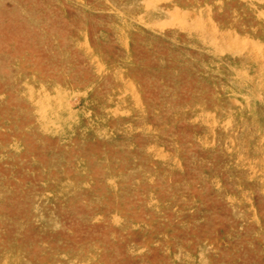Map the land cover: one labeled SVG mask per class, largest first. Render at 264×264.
Wrapping results in <instances>:
<instances>
[{
	"label": "rangeland",
	"instance_id": "obj_1",
	"mask_svg": "<svg viewBox=\"0 0 264 264\" xmlns=\"http://www.w3.org/2000/svg\"><path fill=\"white\" fill-rule=\"evenodd\" d=\"M0 264H264V0H0Z\"/></svg>",
	"mask_w": 264,
	"mask_h": 264
}]
</instances>
